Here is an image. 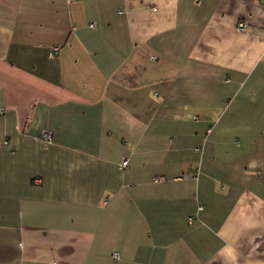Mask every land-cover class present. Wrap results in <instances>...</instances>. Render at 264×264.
<instances>
[{"label": "crops", "instance_id": "crops-1", "mask_svg": "<svg viewBox=\"0 0 264 264\" xmlns=\"http://www.w3.org/2000/svg\"><path fill=\"white\" fill-rule=\"evenodd\" d=\"M0 264H264V0H0Z\"/></svg>", "mask_w": 264, "mask_h": 264}, {"label": "built area", "instance_id": "built-area-1", "mask_svg": "<svg viewBox=\"0 0 264 264\" xmlns=\"http://www.w3.org/2000/svg\"><path fill=\"white\" fill-rule=\"evenodd\" d=\"M92 27H95V24H92L91 25ZM245 28L244 24H240L239 25V30L243 31ZM59 47H56L53 49V52L51 54L54 55V54H57L59 52ZM152 59H155V58H152ZM41 138L47 142H51L52 139H53V134L51 131L49 130H44L42 133H41ZM5 145H8V142H4ZM121 169H127L128 168V160H125L122 164H121ZM200 209H202V207H200ZM190 222L193 221V218H191L189 220ZM118 257V254H114V258H117Z\"/></svg>", "mask_w": 264, "mask_h": 264}]
</instances>
